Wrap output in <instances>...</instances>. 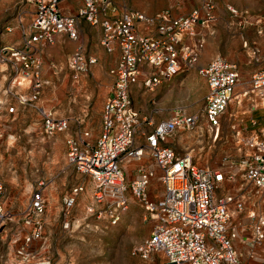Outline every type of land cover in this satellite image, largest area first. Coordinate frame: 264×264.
Listing matches in <instances>:
<instances>
[{
	"label": "built area",
	"instance_id": "obj_1",
	"mask_svg": "<svg viewBox=\"0 0 264 264\" xmlns=\"http://www.w3.org/2000/svg\"><path fill=\"white\" fill-rule=\"evenodd\" d=\"M196 1L197 7L173 17L169 10L146 15L119 9L110 0H82L76 13L66 16L59 8L65 0H35L34 13L21 31L19 44L2 48L0 60L9 64L13 83L26 84L28 95L20 96L19 103L37 111L43 135L67 132L69 120L37 105L44 85L37 49L52 46L57 37L77 41L81 22L98 27L99 46L105 53L112 52L116 46L118 60L108 71L111 85L100 113L99 135L90 141L87 132L67 134V165L91 180L94 205L110 204L111 225L116 224L126 209L127 189L141 204L143 220L152 222V228L144 240L133 246L132 256L147 260L158 253L167 264H243L231 244L235 232L229 226L233 211H242L241 200L234 195L217 196L216 192L222 183L233 180L230 171L236 170L245 186H250L264 205V127L249 118L252 130L242 139L247 153L236 163H230L226 170L200 167L189 154H178L166 145L175 133L193 131L198 124L197 116L177 112L148 128L147 120L131 100L135 88L152 92L162 82L196 67L205 44L201 30L213 21L214 11L213 0ZM95 64L96 59L78 44L66 60L71 81L77 83ZM197 73L207 87L202 117L212 141L219 137L221 121L231 100L239 103L250 94V112L257 105L264 106V70L253 73L248 91L240 94L235 93L239 79L237 67L222 57L210 59L205 66L197 68ZM145 157L152 160L159 173L156 179L161 193L153 201L148 199L147 187L155 179L154 172L140 167L129 186L124 182L126 168ZM81 191V186L72 188L65 206L71 207ZM2 196L0 185V232L14 219L4 209ZM43 211L44 199L37 188L31 193L22 217V223L30 229L23 236L25 243L39 239ZM256 212L247 213L252 222L253 244L264 239V215Z\"/></svg>",
	"mask_w": 264,
	"mask_h": 264
},
{
	"label": "rangeland",
	"instance_id": "obj_2",
	"mask_svg": "<svg viewBox=\"0 0 264 264\" xmlns=\"http://www.w3.org/2000/svg\"><path fill=\"white\" fill-rule=\"evenodd\" d=\"M213 1V21L205 31L209 59L219 56L236 65L239 79L238 93H235L240 94L248 91L251 73L264 68V0ZM34 2L0 0V50L19 44L21 31L34 13ZM110 2L116 8L146 15L162 10H171L173 15H179L197 7L196 0ZM62 5L69 7L73 15L82 5V0H66ZM231 9H236V14L230 13ZM79 29L77 41L64 38L44 50L40 67L44 85L37 105L51 110L57 117L78 122L81 128L94 129L99 123L105 91H101L97 84L91 87L90 95L85 89H79L80 83L71 81L66 60L81 44L87 54L97 59L93 70L101 71L103 57L107 59L111 54H106L99 46L97 29L85 23ZM253 38L259 39L260 43L257 56L251 52L252 43H256ZM243 42H246L245 47ZM160 88L152 93L135 90L131 94L132 105L143 106L146 111L147 106H156L161 114L157 115V120L164 116L163 109L167 106H197L193 96L186 98L188 92L184 89H174L169 94ZM28 92L26 84L17 86L13 83L9 64L0 60V185L4 209L14 215L13 223L0 232V264H167L158 253L150 255L147 260L131 255L133 246L144 240L152 228V222L147 218L143 220V207L127 189L126 209L120 213L116 224L111 225L108 219L110 204L94 205L91 180L76 173L66 163L65 139L68 132L44 136L37 111L19 103V97L28 95ZM248 96L251 95L247 94L239 103L231 100L223 116L226 124L220 130L223 135L214 143L198 141L192 131L178 132L176 137L182 140L177 146L179 152L191 151L196 165L222 171L230 167V163L239 161L247 153L242 139L252 130L249 118L258 122L264 114L260 105L249 113L252 98ZM140 167L155 174V179H151L147 187L148 199L152 201L160 196L161 187L156 179L159 173L150 158L130 164L126 168L124 182L129 186ZM230 172L234 174L233 180L222 183L216 195H234L242 203V211H233L229 219V226L235 232L231 244L241 263L264 264V239L259 244L252 243V222L247 218L251 211H260L264 215V205L257 199L255 191L245 186L240 172ZM77 186H81L82 191L74 197L71 207H66V198ZM37 188L41 189L44 199L41 235L39 239L25 243L23 236L30 229L22 223V217L31 193Z\"/></svg>",
	"mask_w": 264,
	"mask_h": 264
},
{
	"label": "crops",
	"instance_id": "obj_3",
	"mask_svg": "<svg viewBox=\"0 0 264 264\" xmlns=\"http://www.w3.org/2000/svg\"><path fill=\"white\" fill-rule=\"evenodd\" d=\"M65 2H66V0H65ZM249 5L250 4L248 3V6ZM248 6H244V7H248ZM60 11L63 15H66V16L71 15V13L69 11V7H67V6L62 5L60 8ZM169 12H170L171 16L176 17V16H181V15L186 14L188 11H186V13H182L179 15H173L171 13V10ZM244 13H246V12H244ZM82 23H84V22H81L79 24V28L81 27ZM90 27H92V26H90ZM79 28H78V30H80ZM93 28L97 29L98 34H99V28L96 26ZM206 30H207L206 28L201 30L202 34L205 37V44H204L203 50L200 54L199 60L196 64V67L194 69L187 71V72L180 73L177 76H175V77H173L167 81L162 82L152 91V92H154L159 87H161L160 89L163 92H167L170 94V92L173 91L174 89H184L186 92H188V95L186 98H188L190 95L193 96L195 103H197V106H188V104H184L181 106H167V108L165 107L163 109L165 111L164 116L159 120H157V115H161V114L159 113V109H157L156 106H147L148 107L147 111L145 109H143V106H133L140 113L141 117L145 118L147 120V123L145 124V126H147L148 128L153 127L154 125L158 124L159 122L166 121V120L170 119L175 113L180 112V113L185 114V115H194V116L198 117V124H197L195 130L192 131V132H194V136L198 141L207 140L210 143H214L216 141V140L215 141L211 140V134L206 130V125H205L203 117H202V112H203V108H204V97H205L206 92H207V87H206V83H205L204 79L201 76H199V74L197 73V68L205 66L210 60L208 52H207L208 45H207V32H205ZM257 35H260V32H257ZM99 37H100V34H99ZM62 39H64V37H57L55 39L54 44L57 41L62 40ZM253 40H255V42L257 44L254 42L252 43L253 47H252L251 52H252V55L257 56L259 53L258 47H260V43H259V39H257V38H253ZM54 44L52 46H54ZM98 44H99V39H98ZM79 45H81V44H79ZM243 45L245 47L246 42H243ZM52 46L37 49V55L40 59L41 65H42V61H43L42 55H43L44 50L47 48H50ZM106 54H111V56L107 59H105L103 57L104 65L101 68V71L100 70H93V68L97 64V59L93 56L96 59V64L90 68L88 74L80 76L78 81H77V84L80 83L79 89H81V88L85 89V91L89 95H90L91 87L97 84L98 88L101 89V91H105L103 96H102L103 102L106 98L108 89L111 85V78L108 75V71L115 66V64L118 60V49H117V47L114 46L112 52L106 53ZM214 57H217V56H214ZM214 57H212V58H214ZM227 62H229V61H227ZM229 63H231V62H229ZM231 64H233V63H231ZM237 70H238V68H237ZM261 70H264V68H261V69H258L256 71L252 72L251 75L253 73L261 71ZM135 90L137 92H145V91H141V90L136 89V88L132 92H134ZM235 91H236V93H238L237 89H235ZM152 92H150V93H152ZM200 102H201V105H200ZM102 105H103V103H102ZM257 108H259V107H257ZM257 108L254 109L252 112H249V113H253L254 111L257 110ZM101 109H102V107H101ZM260 109H264V106H260ZM100 113H101V111H100ZM229 117L231 118V117H233V115H231V116L229 115ZM233 120H232V122H233ZM71 121H73V122H72V125L70 126ZM257 124L259 125V127H264V114L262 116H260ZM225 125H226L225 120L222 119V121H221L222 127L221 128H223ZM221 128H220V130H221ZM220 130H219V136H222L223 133ZM250 131L248 133H250ZM67 132H68V134H73L76 132H87L90 141H94L98 137L99 132H100V119H99L98 126L94 129H86L85 127L81 128L80 124L78 122H75L74 120H69V128H68ZM177 133H175L172 138L167 140L166 145L168 147H170L171 149H173L178 154H189L192 158L193 156L191 155V151L179 152L180 150L177 149L179 142L182 141L181 138L176 137ZM232 133H231V135H232ZM200 167H206V166H200Z\"/></svg>",
	"mask_w": 264,
	"mask_h": 264
},
{
	"label": "bare ground",
	"instance_id": "obj_4",
	"mask_svg": "<svg viewBox=\"0 0 264 264\" xmlns=\"http://www.w3.org/2000/svg\"><path fill=\"white\" fill-rule=\"evenodd\" d=\"M254 254V253H253ZM44 264V263H43Z\"/></svg>",
	"mask_w": 264,
	"mask_h": 264
}]
</instances>
